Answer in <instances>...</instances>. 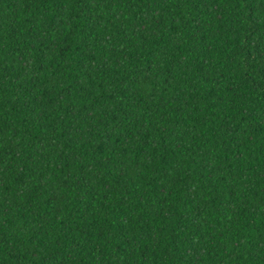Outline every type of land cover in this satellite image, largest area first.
I'll use <instances>...</instances> for the list:
<instances>
[{"label": "trees", "instance_id": "trees-1", "mask_svg": "<svg viewBox=\"0 0 264 264\" xmlns=\"http://www.w3.org/2000/svg\"><path fill=\"white\" fill-rule=\"evenodd\" d=\"M0 264H264V0H0Z\"/></svg>", "mask_w": 264, "mask_h": 264}]
</instances>
